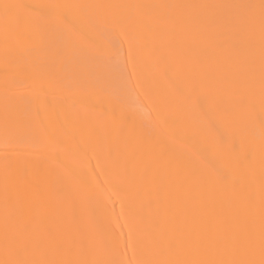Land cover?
<instances>
[{"label": "bare ground", "instance_id": "bare-ground-1", "mask_svg": "<svg viewBox=\"0 0 264 264\" xmlns=\"http://www.w3.org/2000/svg\"><path fill=\"white\" fill-rule=\"evenodd\" d=\"M0 264H264V0H0Z\"/></svg>", "mask_w": 264, "mask_h": 264}]
</instances>
